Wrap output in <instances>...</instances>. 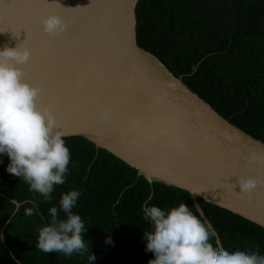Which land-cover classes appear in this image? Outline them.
I'll use <instances>...</instances> for the list:
<instances>
[{
  "label": "water",
  "instance_id": "water-1",
  "mask_svg": "<svg viewBox=\"0 0 264 264\" xmlns=\"http://www.w3.org/2000/svg\"><path fill=\"white\" fill-rule=\"evenodd\" d=\"M138 2L0 0V50L30 51L17 66L41 89L37 103L52 112L64 137L82 135L151 182L189 191L224 248L199 198L264 227V186L247 195L238 184L264 181V142L221 116L139 45ZM51 14L68 24L58 37L44 31ZM14 202L13 216L21 206Z\"/></svg>",
  "mask_w": 264,
  "mask_h": 264
},
{
  "label": "trees",
  "instance_id": "trees-1",
  "mask_svg": "<svg viewBox=\"0 0 264 264\" xmlns=\"http://www.w3.org/2000/svg\"><path fill=\"white\" fill-rule=\"evenodd\" d=\"M136 13L139 45L221 116L264 142V0H139ZM64 139L71 153L69 172L48 202L10 174L9 157L0 156V264H89L91 253L93 264H148L155 256L146 251L143 233L152 228L143 219L142 204L150 194L151 205L168 210L186 203L205 222L189 191L149 183L82 135ZM71 190L81 192L73 211L87 229L88 252L44 253L37 247L39 229L50 220L49 209L59 207L62 194ZM14 201L21 206L13 216ZM199 202L224 249L264 255L263 226L202 198ZM33 206L38 213L26 216L25 209ZM109 237L112 244L105 243Z\"/></svg>",
  "mask_w": 264,
  "mask_h": 264
},
{
  "label": "clouds",
  "instance_id": "clouds-1",
  "mask_svg": "<svg viewBox=\"0 0 264 264\" xmlns=\"http://www.w3.org/2000/svg\"><path fill=\"white\" fill-rule=\"evenodd\" d=\"M42 23L44 31L54 37L68 28L59 14L47 16ZM30 55L28 49L19 47L0 50V156L9 157L10 174L23 178L30 191L48 202L55 186L66 181L71 153L52 112L37 103L41 89L27 83L17 66L26 64ZM109 115L105 113L103 119ZM238 184L241 193L251 195L258 186H264V181L240 178ZM80 196L79 190H71L62 194L59 207L49 209L50 220L38 232L39 250L68 257L88 252L84 238L87 229L81 215L73 211ZM152 199L150 194L142 204L143 219L152 228L143 233L146 251L155 256L148 264H264V255L258 251L230 252L221 247L217 234L186 203L164 210L151 205ZM37 213L33 206L26 208L24 214ZM105 243L113 241L109 237ZM88 260L93 264L95 255L91 253Z\"/></svg>",
  "mask_w": 264,
  "mask_h": 264
},
{
  "label": "snow or ice",
  "instance_id": "snow-or-ice-1",
  "mask_svg": "<svg viewBox=\"0 0 264 264\" xmlns=\"http://www.w3.org/2000/svg\"><path fill=\"white\" fill-rule=\"evenodd\" d=\"M45 4H47V0H45Z\"/></svg>",
  "mask_w": 264,
  "mask_h": 264
}]
</instances>
